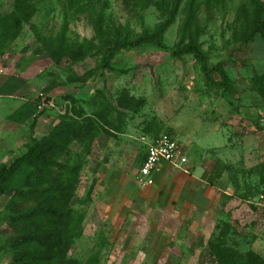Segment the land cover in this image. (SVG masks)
Returning a JSON list of instances; mask_svg holds the SVG:
<instances>
[{
  "label": "rangeland",
  "instance_id": "1",
  "mask_svg": "<svg viewBox=\"0 0 264 264\" xmlns=\"http://www.w3.org/2000/svg\"><path fill=\"white\" fill-rule=\"evenodd\" d=\"M136 2L37 0V13L16 40L0 26V91L24 103L32 117V131L17 135L18 147L0 165L26 153L32 138L77 124L85 130L106 100L124 113L122 131L97 121L93 140L73 135L57 157L81 168L71 205L85 215L83 235L69 258L84 264L100 250L101 264H217L209 244L225 223L229 246L264 255V102L251 87L255 75H264V40L240 47L233 38L245 0L212 8L198 0L202 49L211 68L223 64L226 89L211 88L192 56L177 58L151 44L117 53L109 71H98L99 49L73 56L75 45L97 44L98 22L122 27L132 38L165 21L156 7ZM11 5L1 6L0 14L8 15ZM182 18L165 34L169 48L178 42ZM212 78L223 82L216 71ZM51 99L58 109H38ZM40 118L52 121L39 127ZM163 134L178 142L188 165L167 164L144 186L138 177L147 143ZM11 197H0L1 231ZM9 263L10 255L0 251V264Z\"/></svg>",
  "mask_w": 264,
  "mask_h": 264
},
{
  "label": "trees",
  "instance_id": "2",
  "mask_svg": "<svg viewBox=\"0 0 264 264\" xmlns=\"http://www.w3.org/2000/svg\"><path fill=\"white\" fill-rule=\"evenodd\" d=\"M36 3L37 0H16L10 14H0V26L8 40H16L24 25L32 21L38 11ZM136 3L142 8L156 7L165 21L153 31L144 30L132 38L128 34L124 36L122 27L105 29L103 23L98 22L95 26L97 44L85 40L74 46L73 56L76 59L85 57L99 49L102 59L98 71H109L117 53L151 44L171 50L177 58L192 56L211 88H228L230 80L223 64L211 68L202 49L200 38L203 30L199 23L198 0H137ZM223 3L224 0H205L208 8L222 7ZM179 15L183 18L178 29V42L169 48L165 43V34ZM259 37L264 40V2L245 0L236 14L233 38L240 47H245ZM215 71L223 79L222 83L213 80ZM120 73L126 74L127 71ZM251 87L264 102V75H255ZM102 103L103 109L96 115L98 120L88 118L90 125L85 130L83 125L77 124L76 128L55 129L43 139L32 138L26 153L10 165H0V197L12 193L1 220L6 230H0V251L10 255L9 264H79L69 258L68 253L83 235L85 215L71 205L81 168L77 162L59 164L57 157L70 144L69 137L73 135L83 138V141L93 140L97 121L104 122L109 130L122 131L124 113L106 100ZM229 231L230 225L223 224L218 236L210 241V255L217 264L264 263V259L253 251L242 253L229 246ZM101 257L100 250H94L84 264H101Z\"/></svg>",
  "mask_w": 264,
  "mask_h": 264
},
{
  "label": "crops",
  "instance_id": "3",
  "mask_svg": "<svg viewBox=\"0 0 264 264\" xmlns=\"http://www.w3.org/2000/svg\"><path fill=\"white\" fill-rule=\"evenodd\" d=\"M15 1L16 0H0V8L1 6L5 7V4H7V2L8 3L10 2L12 4L11 11L8 13L10 14L14 10ZM1 58L2 57L0 56V59ZM0 72H2L1 61H0ZM13 100L14 99L11 94H4L3 92L0 91V163L4 162L3 158L5 157V155L13 151L15 147H18L17 135L19 137L22 134L23 137H25L27 136L26 134L28 133V130H30V132L32 131V126H31L32 117L30 115V111L28 110L27 106L26 107L24 106L25 108H23L24 103L22 104L21 101H13ZM38 120L39 121L37 122V124L39 125V127H41L44 122H51L52 118H46V119L40 118ZM56 125L57 122L55 119V127ZM167 164L169 163L167 162L161 163L160 166V168H162L161 171L165 170V168H168ZM163 174L165 173L163 172ZM252 250L255 251V253L258 254L259 256L263 255V253L262 254L259 253L254 248ZM263 256L261 257L263 258Z\"/></svg>",
  "mask_w": 264,
  "mask_h": 264
},
{
  "label": "built area",
  "instance_id": "4",
  "mask_svg": "<svg viewBox=\"0 0 264 264\" xmlns=\"http://www.w3.org/2000/svg\"><path fill=\"white\" fill-rule=\"evenodd\" d=\"M45 108L58 109L57 102L51 99L47 103L43 101L38 106V109L42 111ZM162 162H167L179 170H185L188 165V158L180 150L178 142L169 134H163L147 143L146 157L138 177L140 184L144 186L151 185L154 176L160 170ZM261 198L264 199V196H261Z\"/></svg>",
  "mask_w": 264,
  "mask_h": 264
}]
</instances>
